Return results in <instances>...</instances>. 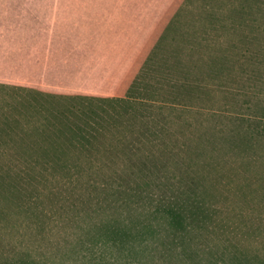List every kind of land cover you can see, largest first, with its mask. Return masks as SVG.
Listing matches in <instances>:
<instances>
[{
	"label": "rangeland",
	"instance_id": "obj_1",
	"mask_svg": "<svg viewBox=\"0 0 264 264\" xmlns=\"http://www.w3.org/2000/svg\"><path fill=\"white\" fill-rule=\"evenodd\" d=\"M137 1L166 27L167 63L183 78L171 83V69L140 107L133 95L77 112L63 97L42 103L18 79L44 68L45 35L0 36V146L19 132L12 159L0 157L15 186L0 208V264H264V0ZM40 3L51 28L52 0ZM64 5L70 19L81 2ZM9 14L0 9V24ZM82 70L65 79L118 78ZM44 113L54 138L26 144L22 126Z\"/></svg>",
	"mask_w": 264,
	"mask_h": 264
},
{
	"label": "trees",
	"instance_id": "obj_2",
	"mask_svg": "<svg viewBox=\"0 0 264 264\" xmlns=\"http://www.w3.org/2000/svg\"><path fill=\"white\" fill-rule=\"evenodd\" d=\"M40 1L5 0L6 7L0 4V9L6 8L7 13L10 12L0 24V36L9 31L26 30L21 32L27 33L28 37L30 36L28 29L35 28L45 35L40 46L45 59L44 68L36 78L25 76L18 79V85L25 92L36 91L42 96V103H52V99L63 97L67 100L64 108L69 112H77L83 111L88 103L92 104L96 100L104 99L103 103L113 104L130 99L133 95L136 106L140 107L150 95L158 93L156 92L160 90L158 84L164 85L171 69L173 75L168 78L171 80L169 81L174 85L183 81L180 69H175L167 63L175 52L169 51L163 45L168 37L166 27L153 21L152 10L147 8L144 1L141 4L137 0H110L102 5L101 11L88 13V10L82 7L84 0H80L77 15L66 19L63 15L64 0H52L55 15L50 22L51 28L43 19ZM83 11H86V14H83ZM38 49L39 47L36 51ZM121 53L125 54V58L120 59ZM105 56L108 57L107 60ZM56 66L58 68H54ZM93 67L101 71L100 74L109 73V79L118 69V78L113 76L114 80L109 88L99 86V81L89 84L83 80L82 75L83 78H80L76 74L78 78L72 81L70 78L65 79L66 68L73 72L77 69L88 71ZM3 69L0 67V72H3ZM128 77L133 78V94L129 92L132 86L128 87L130 82ZM37 100L41 99L37 97ZM28 101L30 103L32 99ZM96 105L95 113L99 114L98 107L102 104L99 102ZM47 107L45 105V109ZM49 112L51 111L48 109L47 113ZM43 115L44 120L28 118L25 123L27 125L22 126L20 134L26 144H40L43 140L49 143L54 138L57 124L50 120V115L45 113ZM67 119L74 122L70 114H67ZM93 120L97 122L98 118L94 116ZM9 133L11 140L1 142L0 146V157L4 159H12L14 156L16 145H11V141L18 143L19 132L11 130ZM89 133L93 135V132ZM37 167L35 165L33 169ZM12 169L9 167V170ZM13 186L7 183L5 178H0V208L11 207L9 202L14 196Z\"/></svg>",
	"mask_w": 264,
	"mask_h": 264
}]
</instances>
